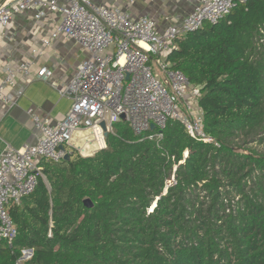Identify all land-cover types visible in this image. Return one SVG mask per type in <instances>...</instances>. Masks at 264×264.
I'll return each instance as SVG.
<instances>
[{"label": "trees", "instance_id": "trees-1", "mask_svg": "<svg viewBox=\"0 0 264 264\" xmlns=\"http://www.w3.org/2000/svg\"><path fill=\"white\" fill-rule=\"evenodd\" d=\"M176 44L171 68L199 88L214 143L170 119L152 139L118 121L90 156L66 145L8 205L17 236L0 238V264L28 248L25 264H264V0Z\"/></svg>", "mask_w": 264, "mask_h": 264}, {"label": "built area", "instance_id": "built-area-1", "mask_svg": "<svg viewBox=\"0 0 264 264\" xmlns=\"http://www.w3.org/2000/svg\"><path fill=\"white\" fill-rule=\"evenodd\" d=\"M246 1L199 0L180 24H170L162 30L147 16L133 17L129 12L95 5L90 0H0V25H8L16 15L34 7H46L61 14L62 23L49 38L42 39L43 44L51 45L54 39L64 36L89 53L71 82L60 91L71 100L65 118L53 122L49 116L30 109L37 142L20 148L7 145L0 153V238L12 244L17 236L8 205L20 203L35 190L39 177H44L39 162L63 159L69 153L62 148L66 145L76 147L82 155L90 145L99 150L106 147L102 123L110 133L114 123L125 121L138 135L155 131L148 135L152 139L162 137L170 119H178L192 137L214 143L204 131L203 112L197 102L199 88L191 86L182 71L171 68L168 54L178 48L177 39L205 23H218ZM46 9L40 10L36 18L44 17ZM33 52L41 54L37 49ZM33 64L6 66L0 81V101L11 102L6 87H15L19 74L31 76ZM35 75L48 81L53 71L39 66ZM152 124L156 126L154 130ZM79 139L81 145L75 146ZM91 153L83 156L94 154ZM33 255V249H23L17 264H25Z\"/></svg>", "mask_w": 264, "mask_h": 264}, {"label": "crops", "instance_id": "crops-1", "mask_svg": "<svg viewBox=\"0 0 264 264\" xmlns=\"http://www.w3.org/2000/svg\"><path fill=\"white\" fill-rule=\"evenodd\" d=\"M63 1V0H61ZM95 5H105L129 12L133 17L147 16L160 29L170 24H180L191 13L199 0H90ZM42 7H34L16 15L8 25H0V81L8 65L17 66L33 62L32 75L19 74L15 87H6L11 102L0 101V153L11 145L20 148L26 143H36L38 132L29 110L49 116L53 122L65 118L71 100L60 94L72 80L78 65L89 53L81 45L60 36L51 45L42 39L51 36L62 23V15L48 11L36 18ZM37 49L41 54L34 53ZM47 66L53 71L48 81L36 77L37 67Z\"/></svg>", "mask_w": 264, "mask_h": 264}, {"label": "water", "instance_id": "water-1", "mask_svg": "<svg viewBox=\"0 0 264 264\" xmlns=\"http://www.w3.org/2000/svg\"><path fill=\"white\" fill-rule=\"evenodd\" d=\"M102 126H103V128H104V130H105V135H104V136H105V139H107V137H108V135H109V132L106 131V124H105V123H102ZM155 128H156L155 124H152V125H151V130H154ZM62 148L65 149L64 146H62ZM64 159H65V160H69V159H70V153H66L65 156H64ZM85 204H86V206H88V207H92V202H91L90 199H85Z\"/></svg>", "mask_w": 264, "mask_h": 264}, {"label": "rangeland", "instance_id": "rangeland-1", "mask_svg": "<svg viewBox=\"0 0 264 264\" xmlns=\"http://www.w3.org/2000/svg\"><path fill=\"white\" fill-rule=\"evenodd\" d=\"M80 139L78 140V141H75L74 142V144H75V146H78V145H81V143H80ZM260 150H263L264 151V143L262 144V145H259V146H257ZM88 148H90V149H88L86 152H84L83 153V155H88L90 152H92L91 154H93V153H95L97 150H99V148L96 146V147H94V146H92V145H90ZM95 148V149H94ZM94 149V150H93ZM93 150V151H92ZM87 153V154H86Z\"/></svg>", "mask_w": 264, "mask_h": 264}]
</instances>
